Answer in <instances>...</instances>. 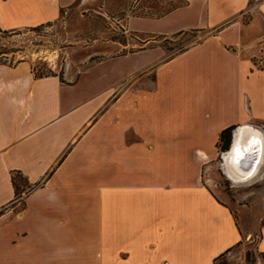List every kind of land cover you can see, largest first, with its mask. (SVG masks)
Segmentation results:
<instances>
[{
  "label": "crops",
  "instance_id": "crops-1",
  "mask_svg": "<svg viewBox=\"0 0 264 264\" xmlns=\"http://www.w3.org/2000/svg\"><path fill=\"white\" fill-rule=\"evenodd\" d=\"M75 1L0 0V29ZM184 1L158 17L128 4L120 26L150 38L72 78L0 64V264H212L240 239L208 181L223 128L264 140V0ZM189 29L210 33L170 56L152 39ZM104 63L125 68L83 74ZM13 170L31 186L20 208Z\"/></svg>",
  "mask_w": 264,
  "mask_h": 264
},
{
  "label": "rangeland",
  "instance_id": "rangeland-1",
  "mask_svg": "<svg viewBox=\"0 0 264 264\" xmlns=\"http://www.w3.org/2000/svg\"><path fill=\"white\" fill-rule=\"evenodd\" d=\"M133 1L76 0L61 10L53 21L12 31L0 30V49L4 51L0 57L7 65L27 62L32 74L41 72L72 78L104 55L117 52L120 43L125 45L120 51L126 52L141 47V38H150L120 26L123 9ZM171 1L178 0H140L131 10L137 11L139 6L160 9ZM248 16V13L243 14V21ZM209 33V30H195L152 39L163 48L166 56H170L199 42ZM105 64L96 65L83 74L96 77L104 69L125 68L122 64ZM15 178L18 194L12 204L20 208L31 186ZM208 185L229 206L240 233V239L223 251L214 264H264V253L259 249L264 226V165L253 180L235 184L225 176L217 157L210 169Z\"/></svg>",
  "mask_w": 264,
  "mask_h": 264
},
{
  "label": "bare ground",
  "instance_id": "bare-ground-1",
  "mask_svg": "<svg viewBox=\"0 0 264 264\" xmlns=\"http://www.w3.org/2000/svg\"><path fill=\"white\" fill-rule=\"evenodd\" d=\"M263 161V133L246 126L237 129L231 147L222 152L220 163L225 176L239 184L253 180L259 174Z\"/></svg>",
  "mask_w": 264,
  "mask_h": 264
},
{
  "label": "trees",
  "instance_id": "trees-1",
  "mask_svg": "<svg viewBox=\"0 0 264 264\" xmlns=\"http://www.w3.org/2000/svg\"><path fill=\"white\" fill-rule=\"evenodd\" d=\"M140 2V0H138V3ZM184 0H178L176 2H169L168 5L166 7H163V8H160V9H156V8H153L151 6H139L137 8V11H132L131 12L134 14V15H140V16H148V17H158V16H161L162 14L168 12L169 10L173 9L174 7L176 6H179V5H182L184 4ZM34 27V26H32ZM1 30V29H0ZM195 30H199V29H189V30H181V31H178L174 34H178V33H186V32H193ZM1 31H12V30H1ZM121 44H124V43H121ZM1 53H4V51L2 49H0V54ZM2 56V55H1ZM3 57H0V64H3L5 63L4 62V58L2 59ZM34 76H37V77H40V76H47V74H43L41 72L39 73H33ZM60 78V76H59ZM62 80V79H61ZM232 126H227L225 128H223L219 134H218V142H217V147L220 151L222 150H225L227 148V145L229 143V138H230V132L232 130ZM16 177H18L21 181H23L24 183H26L28 186H30L26 180V178L18 171V170H13L11 172V175H10V181H11V184H12V188H13V199L17 196L18 194V183L16 181ZM222 254L219 253L217 256H215L213 259H212V264H214L216 258L218 256H220Z\"/></svg>",
  "mask_w": 264,
  "mask_h": 264
},
{
  "label": "water",
  "instance_id": "water-1",
  "mask_svg": "<svg viewBox=\"0 0 264 264\" xmlns=\"http://www.w3.org/2000/svg\"><path fill=\"white\" fill-rule=\"evenodd\" d=\"M236 131H237V127L233 128L231 130L229 143L227 145V148L225 150H223V151H220V153H219V161L222 160V152H225L227 149H229L231 147Z\"/></svg>",
  "mask_w": 264,
  "mask_h": 264
}]
</instances>
